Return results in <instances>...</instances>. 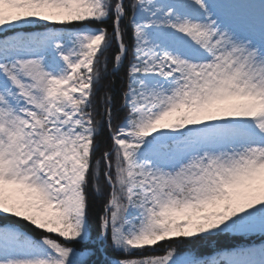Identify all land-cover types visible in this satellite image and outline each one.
Masks as SVG:
<instances>
[{"label":"snow or ice","instance_id":"obj_1","mask_svg":"<svg viewBox=\"0 0 264 264\" xmlns=\"http://www.w3.org/2000/svg\"><path fill=\"white\" fill-rule=\"evenodd\" d=\"M0 264H264V0H0Z\"/></svg>","mask_w":264,"mask_h":264},{"label":"trees","instance_id":"obj_2","mask_svg":"<svg viewBox=\"0 0 264 264\" xmlns=\"http://www.w3.org/2000/svg\"><path fill=\"white\" fill-rule=\"evenodd\" d=\"M109 31L111 32V22H109L107 25ZM93 27H99L98 25H93ZM127 40L131 44L132 43V37H131V30H128L127 34ZM116 51L115 45H113V48L107 53V70L105 73V79L103 81V87L98 93L97 96V111L99 113L98 119L102 118L103 116V102L102 97L104 93L110 92L116 100L117 108H119L121 98H122V92L126 89V80H127V65L123 69H121L118 72L113 71V55ZM121 114V119H122ZM120 119H117L115 123H119ZM101 145V151L105 148H108L111 146V142L109 139V133L107 128L105 127L103 134L98 137ZM100 153H97L99 156ZM91 193V202L93 204V210H92V229L95 231L98 229V216L102 211L103 204L105 203L107 199V193L108 189L107 186H104V195H98L94 190L90 189ZM31 234L38 236L39 233L32 229H27ZM246 243L245 240L238 239V238H224L220 239L218 241H214L210 244H200L197 245L195 249H192L195 251L198 255L201 257H210L213 256L217 251L219 250H226L232 246L240 245ZM80 247V246H77ZM191 249V246L185 245L181 248V251H187ZM147 254H163V250L161 249L159 252L156 253H144ZM120 256L119 253L109 250L106 254L98 255L96 259L103 260L105 258L107 259H115Z\"/></svg>","mask_w":264,"mask_h":264}]
</instances>
